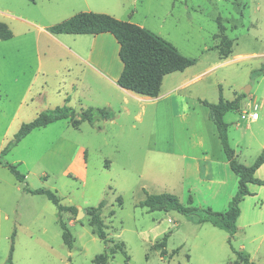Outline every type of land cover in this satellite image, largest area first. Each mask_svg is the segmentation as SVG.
Here are the masks:
<instances>
[{
	"label": "rangeland",
	"instance_id": "obj_1",
	"mask_svg": "<svg viewBox=\"0 0 264 264\" xmlns=\"http://www.w3.org/2000/svg\"><path fill=\"white\" fill-rule=\"evenodd\" d=\"M81 11L141 25L196 63L168 74L156 98L115 89L83 71L90 54L93 65L122 64L115 39L102 56L101 37L48 30ZM0 21L14 33L0 39V151L23 123L47 109L67 104L79 118L82 109L113 103L112 119L79 127L62 119L0 155V264H97L108 247L115 252L108 264H243L236 251L264 264V185H249L232 244L227 231L199 222L202 211L185 215L139 205L147 193L169 192L185 205L228 209L238 176L204 101L233 100L248 89L240 109L225 115L230 143L246 165L264 150V0H0ZM230 50L227 57L220 53ZM76 83L84 86L68 103ZM7 164L18 165L26 184ZM81 165L84 178L73 169ZM256 177L264 179V164ZM26 186L50 189L77 210L59 211ZM101 202L99 211L88 210ZM95 215L114 240L108 245L93 232ZM62 224L71 232V247ZM168 232L162 254L155 245Z\"/></svg>",
	"mask_w": 264,
	"mask_h": 264
},
{
	"label": "trees",
	"instance_id": "obj_2",
	"mask_svg": "<svg viewBox=\"0 0 264 264\" xmlns=\"http://www.w3.org/2000/svg\"><path fill=\"white\" fill-rule=\"evenodd\" d=\"M30 1L34 2L35 0ZM219 29L223 31L226 30V27L220 21ZM48 30L54 35L63 33L89 35L110 33L113 35L119 43V57L123 63V69L117 80V84L126 90L148 98H156L160 95L163 80L166 75L177 71H184L196 63L195 58L182 54L172 43L151 30L133 22L118 19L107 13L81 11L49 27ZM218 35L219 34H217L215 38L219 37ZM13 36L14 33L11 27L7 23L0 21V39L8 40ZM231 52L232 50L227 53H220L222 56L227 57ZM260 70L264 72V65ZM244 96L245 93L233 100H225L221 96L218 103L204 101V104L209 107V118L215 123L218 129V135L230 167L238 176V190L231 200L228 209L218 212L211 208L200 209L198 207L185 205L177 195L169 192L147 193L145 199L139 203L141 207H146L150 211L175 210L185 215L199 214V211H202L204 213L199 215V222H210L214 226L227 231L229 233V243L232 244V238L237 231V222L241 214L240 203L247 195L251 194L249 184L264 185V179L256 177V171L264 164V150L253 164L246 165L239 162L235 149L230 143L228 133L229 123L226 122L225 115L229 111L239 110L242 97ZM66 101L68 102L69 98H67ZM76 114L75 108L67 104L41 112L31 122L22 124L13 141L0 151V155L7 154L34 129L46 127L51 123L66 118L73 119L74 127H79L84 121L94 124L101 119H112L113 109L108 106H91L87 109H82L79 113V118H75ZM84 159L86 161V154L84 155ZM7 167L19 182L26 184V174L19 170L18 165L7 164ZM25 190L32 194L46 195L49 200L57 205L59 211L69 210L76 212L77 210L74 206L63 205L60 197L50 189H31L26 186ZM103 206L104 203L101 202L98 207H91L88 208V210L99 211ZM111 214L113 215V212H111ZM90 224L93 228V232L97 234L100 239L104 240L107 245L114 241L113 238L108 237L100 215H95ZM61 226L64 240L71 247V232L65 224ZM170 234L171 232L166 233L155 245L162 249V254L166 253L165 247ZM116 245L117 249H120L126 254L123 243ZM236 252L239 255L241 263L257 264L250 258L249 254L243 251ZM111 253L115 254V252H112L108 247L105 253L96 257L95 262L97 264H108L109 254ZM10 262L12 263V255L10 256Z\"/></svg>",
	"mask_w": 264,
	"mask_h": 264
},
{
	"label": "crops",
	"instance_id": "obj_3",
	"mask_svg": "<svg viewBox=\"0 0 264 264\" xmlns=\"http://www.w3.org/2000/svg\"><path fill=\"white\" fill-rule=\"evenodd\" d=\"M90 10V9H88ZM110 13V12H109ZM73 14V13H72ZM72 14L70 16H72ZM100 37L103 39L102 42H96V43H99V51L100 53L102 54V56L105 54L106 50H108L109 46H108V43L112 41V39H115V37L113 35H111L110 33H103V34H99V35H96V38H95V41H98V39H100ZM110 37V38H108ZM114 37V38H112ZM114 41H116L115 43H117V49L116 51H118V54H119V43L117 42V40L115 39ZM73 53H75L74 51H72ZM90 57V58H89ZM89 59L86 60V66H84V73L85 71L87 72H91L92 75L98 77L100 80H103L105 83H111L113 88L115 89H122L124 91H127V92H132V91H129V90H126L122 87H120L118 84H117V80L122 72V69H123V63L122 64H119L117 61L114 62V63H111V65L109 64H106V65H101V66H98V65H93L89 60L92 59V54H90L88 56ZM72 69L68 70V71H71ZM167 76V75H166ZM165 76V77H166ZM164 77V79H165ZM164 81V80H163ZM82 83V81H81ZM74 84L72 85V94L71 95H67L66 97L69 98V101L68 103H71L72 100H73V93L75 94H78L81 93L80 92V88H82L84 85L82 84ZM162 90V89H161ZM69 94V93H68ZM80 96V95H79ZM66 98V99H67ZM79 98V97H78ZM80 99V98H79ZM79 102V101H78ZM105 105L104 106H108L110 108L113 107V103H110V102H106L104 103ZM103 107V106H101ZM82 154V153H81ZM74 164V162H73ZM72 164V166H73ZM73 168V167H72ZM74 170H76L80 177L84 178L85 175H86V172H87V167H83L82 165L81 166H75V168H73ZM250 185V184H249ZM168 242V241H167ZM161 250V249H160ZM167 252V250H166ZM162 255V254H161ZM163 257V256H161Z\"/></svg>",
	"mask_w": 264,
	"mask_h": 264
},
{
	"label": "water",
	"instance_id": "obj_4",
	"mask_svg": "<svg viewBox=\"0 0 264 264\" xmlns=\"http://www.w3.org/2000/svg\"><path fill=\"white\" fill-rule=\"evenodd\" d=\"M248 92H249V90L245 89V94H247ZM81 214H84V210L83 209H80V215L77 216L78 219H80Z\"/></svg>",
	"mask_w": 264,
	"mask_h": 264
},
{
	"label": "built area",
	"instance_id": "obj_5",
	"mask_svg": "<svg viewBox=\"0 0 264 264\" xmlns=\"http://www.w3.org/2000/svg\"><path fill=\"white\" fill-rule=\"evenodd\" d=\"M253 116H254V117H256V116H257V114H256V113H254V114H253Z\"/></svg>",
	"mask_w": 264,
	"mask_h": 264
}]
</instances>
